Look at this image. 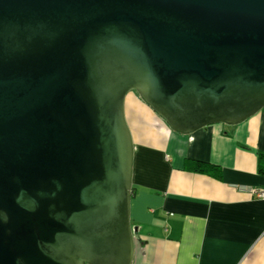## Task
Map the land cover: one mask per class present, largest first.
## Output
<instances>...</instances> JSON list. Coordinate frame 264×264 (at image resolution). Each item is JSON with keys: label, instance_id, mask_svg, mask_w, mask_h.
Segmentation results:
<instances>
[{"label": "water", "instance_id": "water-1", "mask_svg": "<svg viewBox=\"0 0 264 264\" xmlns=\"http://www.w3.org/2000/svg\"><path fill=\"white\" fill-rule=\"evenodd\" d=\"M130 92L182 135L264 109V0H0V264H132Z\"/></svg>", "mask_w": 264, "mask_h": 264}, {"label": "crops", "instance_id": "crops-1", "mask_svg": "<svg viewBox=\"0 0 264 264\" xmlns=\"http://www.w3.org/2000/svg\"><path fill=\"white\" fill-rule=\"evenodd\" d=\"M132 264H264V109L240 124L172 132L132 92ZM203 163L219 178L197 170Z\"/></svg>", "mask_w": 264, "mask_h": 264}, {"label": "trees", "instance_id": "trees-1", "mask_svg": "<svg viewBox=\"0 0 264 264\" xmlns=\"http://www.w3.org/2000/svg\"><path fill=\"white\" fill-rule=\"evenodd\" d=\"M138 97V96H137ZM143 102V101H142ZM144 103V102H143ZM198 171L208 174H213L216 178H219V172L217 168L209 166L203 163L195 164ZM258 172L264 176V155L260 154L258 157Z\"/></svg>", "mask_w": 264, "mask_h": 264}, {"label": "built area", "instance_id": "built-area-1", "mask_svg": "<svg viewBox=\"0 0 264 264\" xmlns=\"http://www.w3.org/2000/svg\"><path fill=\"white\" fill-rule=\"evenodd\" d=\"M256 197H257V198H262V199H264V191H259V192H257V193H256Z\"/></svg>", "mask_w": 264, "mask_h": 264}, {"label": "rangeland", "instance_id": "rangeland-1", "mask_svg": "<svg viewBox=\"0 0 264 264\" xmlns=\"http://www.w3.org/2000/svg\"><path fill=\"white\" fill-rule=\"evenodd\" d=\"M132 93H134V92H132ZM134 94H136V93H134Z\"/></svg>", "mask_w": 264, "mask_h": 264}]
</instances>
